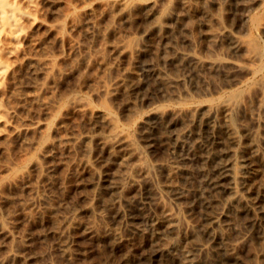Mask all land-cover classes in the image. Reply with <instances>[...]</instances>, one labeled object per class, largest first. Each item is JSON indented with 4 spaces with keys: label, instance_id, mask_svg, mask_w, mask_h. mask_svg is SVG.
Masks as SVG:
<instances>
[{
    "label": "bare ground",
    "instance_id": "1",
    "mask_svg": "<svg viewBox=\"0 0 264 264\" xmlns=\"http://www.w3.org/2000/svg\"><path fill=\"white\" fill-rule=\"evenodd\" d=\"M42 1L44 0H0V138L6 140L9 137L10 139V137L15 134L23 140V142L27 140L29 143L34 140L31 138L29 139L28 136L30 137L31 135L27 136L26 133L32 132L42 134V132L45 131L44 129L54 127L55 136L43 146L42 156L49 159L48 157H53V154L57 151L61 153L64 151L69 152L72 149L74 151L76 147H78V149L80 147L84 153L74 159L72 163V171L87 173L86 177L87 175L89 177H87L88 183L93 188H96L93 197L98 196L101 198V193H105L106 195L111 194L112 196V198L109 199L106 197V199L103 198L102 207L100 208L89 207L88 210L95 214L97 218L96 221L85 222L77 218L75 215L67 214H63L60 218L52 217L53 225L49 230V235L55 239L54 249L59 254L60 258L63 261H73V257L76 258V255L82 253L79 248L73 246V243L76 242L74 235L77 236L78 233L87 237L90 236V238L91 236H96L97 238H109L112 241L111 244L113 249L122 246L123 243H125L124 241L129 239L131 235L140 234L144 238V240H142L143 238L141 239L143 242H140L134 249V246L132 247L130 245L132 250L130 248V250L125 252V254L119 260L115 261L114 264H132L133 260H137L136 264H152V261L156 256L173 251L180 252L176 264H194L196 263L195 261L197 257L203 253L209 257V264H255L244 259L239 251V248L247 243L250 238H254L260 244L259 249L254 252V256H258L264 250V153L262 151L264 137L259 139L260 133L256 127L260 125L262 121L254 111L253 107H251L248 100L224 97L219 102L206 105L205 111H203L204 108H201V111L203 112L197 110L199 113L201 112L197 116L194 115L192 108L186 106L175 108L176 111L174 112L177 114L175 123L180 121L179 123L184 126V134L194 138L193 153L201 165V173L203 175L202 185L194 188V198L188 200L185 206L186 212L189 213L188 217L190 218L185 220H183L182 217L180 219L179 214L170 207L166 200L167 197H172L176 201H179L185 197L184 188L177 183V176L185 170L180 164L181 158L174 155L173 157L164 160L159 165V167L165 172L166 179L163 184L157 183L153 178V174H151L152 170L144 165L145 159L143 151L137 144L136 139L133 138L129 131L120 129L117 116L111 110L100 108L86 97L76 95L68 101L63 110V115L58 123L55 124L54 121L49 120L18 123L16 121V112L14 110L2 108L1 102L5 99L4 97L6 94L14 92V84L17 81L18 71L21 69L23 70L24 68V70L28 69L34 71L33 75L35 77L36 70H38V74H46L48 77L52 73L50 69L53 71L55 69L54 67L57 65L56 62L62 59L61 57V59L58 60V56L51 55L48 50H44L48 45L45 47L42 46L43 48H41V42L39 44L40 38H37L34 35V30H38L37 27L43 23L42 21H44L39 15V13H41L40 9L42 7ZM209 1L214 6V9H211V7L209 8L204 3H199V5L194 7L195 9L193 8L199 24L202 27L201 37L203 39V53L185 49L178 39H172V35H169V37L168 35L162 36L161 38L162 42L158 48L160 49L159 51L162 52V59L165 62L174 63L176 71L168 73L171 69L165 71L163 69L165 68L164 66H157L156 70L158 72L156 74L159 73L161 84L170 88V91L172 92L174 91V86H177L176 84L183 83L182 81L186 75L177 70L185 65L190 66L188 71H191L193 75L198 77L201 76L198 69L200 67L209 66L214 68L213 70H221L220 72H222L224 76H232L230 80L235 81L237 79L235 76L236 71L239 69H245L246 67L233 56L240 49L247 51L244 55L247 60L252 62H260L262 60V54L258 51L255 44L244 41L222 22L220 9L222 6L225 7L229 0ZM50 2H52V0ZM184 2L185 1H183V3ZM180 3H182V1ZM50 5L52 4L50 3ZM138 5L147 7L144 12L146 18H143L147 19V23L145 22V24H143L144 26L140 29V34H142L141 42L145 45V40L151 35V32L154 33V31L160 30L162 28L161 23H164L165 21L162 20L160 23V17L164 16H161L164 6L159 4V2L157 3L155 0H147L144 2L139 0H99L97 2V7L100 6V11H104L106 14L110 15V17L107 18L112 19H110L111 23L106 26L100 25L102 23H100L99 16L102 15V12L100 15V12H95V10H98L95 6V8L92 6L78 9L69 5V13L64 21H56L52 23L44 21L47 23H45V30L47 29L48 32H52L56 41L62 43L61 41L65 38L67 39L66 41L69 43L70 52H75L79 48L84 49L85 56L81 58L82 62L87 63L93 61L98 65V63H101L102 60H104V53L109 55L110 65L108 68L113 69L114 74L111 77H107L104 73L108 70L105 72L101 70L91 76L88 80L89 87L91 88L92 93L100 97L103 96L105 98L121 95L122 99L120 98V101L122 100V104L127 108L129 117L131 114L138 112L136 107L138 105H135V98L140 95V91L139 94L137 93L138 91H135V94H138L136 97L133 94L140 77L137 75V69H135L131 63L133 55L137 51V46H133L131 42L125 41V38L128 37L127 35L129 33H122L120 31L118 21L122 18H129V14L131 15L130 11H132L131 9ZM165 6H167V4ZM112 7L115 8V13L111 12ZM225 8L226 10L229 9L227 6ZM168 9L169 8H167V11ZM222 9L224 10V8ZM180 14L181 12H179V15ZM226 15L229 17L228 14ZM169 16H173L174 18L171 17L173 20L179 19L180 17L178 16V12L170 13ZM169 18L170 17L166 19ZM181 18L183 17L181 16ZM122 23L120 22L121 26ZM179 23L181 24V22ZM258 24L264 27V13ZM65 26L69 27L71 30L73 29V32L77 29L84 30L86 33L96 32L95 34L102 37L100 45L96 49L80 45L75 40H72V38L66 34L67 32H63ZM121 26L120 28H122ZM70 29L69 31H71ZM64 30H66V28ZM170 30L172 29L170 28ZM162 31L165 32V29ZM42 34L39 33V37H41ZM43 35L45 36V33ZM51 38L52 37L47 38V40ZM42 40L43 39H41V41ZM190 40H192L191 37L183 35L181 42L189 43ZM45 41H43V45H45ZM141 47L144 48L143 46ZM217 48L219 50H217ZM147 50V52H150L149 49ZM220 50L227 52L228 57L226 59L219 56ZM79 52L81 53V51ZM69 56L74 59V57H72L73 55H68V57ZM105 57L106 56L104 55V58ZM71 63L74 62L72 61ZM150 66L153 67L152 65ZM96 67L100 68L99 66ZM67 69L69 71V68ZM246 69L254 74L259 73L255 68L246 67ZM48 72L51 73L48 75ZM65 73L67 74V72H61L62 75L60 74V76H63V74L65 75ZM209 75L211 76V74ZM19 78L20 77H18V79ZM35 80L36 79L34 78L33 82H35ZM206 80H208V78ZM33 82L28 85L27 91L24 90L26 91V97L31 100L36 98L39 99V94H42V92L48 88L45 85L40 86ZM203 83H201V85H203ZM21 84L19 86H23V84ZM198 85H200V83ZM257 87L258 105L263 106V84L260 82L257 84ZM182 88L185 90V87ZM175 89L179 90V88ZM15 91H17L16 88ZM165 93L169 94L170 92ZM180 93L178 92V94ZM41 105L44 106L47 113H52L53 109L50 108V101L45 99L42 101ZM238 107L240 112H242L241 116L249 118L248 120H250L251 123H249L250 121H247L249 124L244 122H237L238 124L234 123L232 112ZM128 112H125V114H128ZM236 112L237 111H235V113ZM235 113V117L239 115L238 112L237 115ZM66 114L79 116L86 121L88 120V127L85 128V130H79L77 123L72 120V130L70 133H67L65 124L63 123L66 119V117H64ZM239 116L236 118H239ZM243 119L246 121L245 118ZM174 124H165L163 126L165 133L163 138L164 147L175 153L176 142L179 141L180 135L175 132L173 128ZM103 132L110 133V136L102 134ZM9 134H11V136ZM147 137H149V135ZM11 140H13V138ZM23 142L22 145L25 144ZM90 142L95 144L98 162H103L105 160L115 161L122 167V173L110 177H102L100 174L94 172V166L87 157V154L92 151ZM33 143L35 144V142ZM0 149H4V147ZM28 163L30 166H28L27 169H29V167L34 169L32 167L39 168L41 166V162L38 159H33ZM56 167L57 164L55 163L49 164L47 166L48 173L54 171ZM27 169L21 171L18 174V177L21 178L26 176L29 171ZM28 175L30 176V173H28ZM83 177H85V175ZM14 180L12 181L13 183L15 182ZM17 180L18 179H16V182ZM128 186L134 188V191L131 193L125 192V189ZM27 189L30 195L40 192V190L33 187H28ZM105 194L102 196H105ZM84 198L88 200L90 195L86 194ZM122 200L127 204V207L123 208L120 205ZM17 210L22 214L24 219L34 220L40 218L42 214L45 216V210L43 208L34 209L33 203L27 205L21 204ZM111 211H114V214L119 215L117 225H111L109 220L108 222L106 220L107 215L110 214ZM241 215L246 216V219L243 222L239 219ZM49 217H51L50 214ZM18 218L20 217L18 216ZM123 224L126 226V232H123L121 229ZM0 234L3 238L9 240L15 238L10 229L3 223H0ZM20 238L22 246H25L29 234L25 232ZM140 238L141 237H139V239ZM79 241L76 242L78 243L77 245H79ZM133 242L135 243V241ZM126 244L127 243H125V246ZM84 252L87 251H83V253ZM22 255L20 251L10 253L5 257L0 258V264H3L8 258H12L13 260L14 258H19L23 261L26 260ZM49 255V252H41L39 254L36 253V255L34 254V257L36 259L37 257H41V264H58L55 261L50 260ZM70 261L69 264H71Z\"/></svg>",
    "mask_w": 264,
    "mask_h": 264
},
{
    "label": "rangeland",
    "instance_id": "2",
    "mask_svg": "<svg viewBox=\"0 0 264 264\" xmlns=\"http://www.w3.org/2000/svg\"><path fill=\"white\" fill-rule=\"evenodd\" d=\"M50 1L51 0L42 1L43 8L41 7L40 9V12L42 14L39 13L40 18L48 23H52L56 21H64L69 13L68 10L69 5L78 9L95 6L98 9L95 10V12H100L99 15L102 12L103 15V17L102 15H100L101 17L99 16L100 23H102L100 25L106 26L107 24L109 25L111 23L112 19L110 18L111 19L110 20L109 18H107L110 17V15L106 14L102 10L100 11L101 9L100 6L97 7V2L99 0H52V2ZM139 1L144 2L147 0H139ZM155 1H157V3L159 2V4H162L164 6L163 13L161 14V16L164 15L167 17L162 16L163 19L162 17H160L161 19L160 23L162 22V20L163 21L165 20L166 23L165 21L164 23H161L162 28L160 30H156L154 31V33L151 32V35H149L148 38L145 40L144 43L145 45H143V42H141L142 34H140L141 33L140 29L144 26L143 24H145V22L147 23L146 21L147 19H143L146 18L144 12L147 9V7L138 5L135 7L137 11L133 7L131 9L132 11H130L131 15L129 14L130 19L122 18L121 19L122 21L121 20L118 21L120 31L122 33L123 32L129 33L127 35L128 37L125 38V41H129L133 46H137V51L133 55L134 59L132 58L131 63L134 66V68L137 69L136 72L138 71L137 75L138 77H140V79L138 77L137 78L139 79V81L141 80L140 82L138 81V85L133 92L134 96L136 97L140 91V95H138L135 98V101L137 102V103L135 102V105L136 104L138 105L136 106L138 112L131 114L129 117V112L127 108H125V106L122 104L121 102L122 100L120 101V98L122 99L121 95L104 98L103 96L100 97L92 93L88 81L91 78V76L95 75L101 70H103L104 72L108 70L107 72L104 73L107 77H111L114 74V70L108 68L110 65V57L108 54L104 53L106 57L104 58L103 55V59L105 61L102 60V62L98 63V65H96L97 63H94L93 61H89L87 63L82 62L81 58L85 56L84 49L83 48H79L80 50L77 49L75 51L77 53L70 52L69 43L68 41H66L67 39L65 38L63 41H61L62 43L56 41L54 34L50 31L48 32L47 29L45 30L46 22L44 21H42L43 23L39 25L40 28L39 26L37 27L38 30H34V35L35 37L40 38L39 44L41 42L40 44L41 48L48 45L44 48V50L45 49L48 50L51 55L58 56V60H60L61 57L62 59L56 62L58 66L56 65V67H54L55 69L53 68L54 72L52 71V69H50L52 73L48 72L47 73L48 75L51 73L50 74L51 76L49 75L48 77L46 74H45L46 76L43 75L42 73H41L42 75L40 73L38 74L37 73L38 70H36L37 72L35 71L36 72L35 77L33 75L34 71H30L28 69H27L28 71L24 70L25 68L23 69L24 72L22 69L18 71L19 73L17 72V75L20 78L18 79L17 77V81L19 82V84L16 81V83L14 84V92L8 93L9 95L6 94V96L4 97L5 99H3V101L1 102V106L4 109L14 110L16 112V121L18 123H23V122L30 123L37 120H49V121H54V123L56 124L63 115L64 112L63 110L67 105L68 101L76 95H82L86 97L92 103H94L100 108L111 110L117 116L120 129H125L129 131L132 134L133 138L136 139L137 144L139 145L140 149L143 151V155L145 159L144 165L152 170L151 174H153V178L156 180L157 183L163 184L166 179L165 172L159 167V165L164 160L171 158L174 155L179 156L181 158L180 164L185 170H183L184 172L180 173L177 176V183L184 188L185 197L184 199L179 201H176L172 197H167L166 200L168 201L170 207L179 214L180 219L182 217L183 220H185V219H190L188 217L189 213L186 212L185 206L188 200L194 198V194H195L194 188L202 185L203 175L201 173V165L197 157L193 153L194 138L184 134V129H183L184 126L181 123H179L180 121L179 122L177 121L175 123L177 117V114H175L174 112L176 111L175 108H180L185 106L192 108L194 115L197 116L201 112L205 111L206 105L219 102L224 97H234L238 100L239 99L248 100L251 107H253L254 111L257 113V115L260 117L262 121V123L256 127V129L260 133L259 139L261 137H264V96H263L264 94L263 92L264 91V27L258 24L262 19L264 13V0H229V2L225 5V7L227 6V8L229 9L226 10V8L223 6L220 9L222 14L221 19L224 25L229 27L233 32H235V34L241 37L244 41L255 44L258 51L262 54V60L260 62L257 61L258 63L256 61L252 62L250 60H247L244 56L247 53V51L244 49H240L236 54H234L233 55L234 58L242 62L246 67L255 68L256 70L259 71V73L254 74L245 67V69L237 70L235 73L237 79L235 81L234 80L231 81L230 79L232 76H224V74L220 72L221 70L218 69L213 70L214 68L209 66H204L200 68L198 67L199 68L198 70L201 75L198 77L196 75H193L191 71H188L190 69V66L185 65L184 67H180L177 70L179 72L185 73L186 76H184L182 84L178 83L179 86L178 84H176L178 87L174 86L175 88H179V90L174 88L175 92L170 91V88H168L167 86H163L160 82L159 73L156 74L158 72L156 70L157 66L160 67L164 66L165 68L163 67L162 68L165 71L171 69L172 71L170 70L168 71V73L176 71L174 63L165 62L162 59V52L159 51L160 49L158 48V46H160L162 42L161 38L162 36L168 35L169 37V35L170 36L172 35L171 36L173 37L172 39L173 40L178 39V41L181 44H183L185 49L193 50L198 53H203L204 51L203 39L201 37L202 27L199 24L198 18L194 11L195 9L194 7L199 5V3L200 4L204 3L209 8L211 7V9H214V6L211 4L209 0H176V1L170 0L171 2L169 0H155ZM179 1L180 2L182 1V3L183 1H185L183 4H185L186 2L187 3L183 5ZM49 2L52 5H50ZM164 4L165 5L167 4V6H165ZM166 7L169 8L168 9L169 12L167 11ZM112 8H111L112 10L111 12L115 13V8L114 9ZM222 8H224V10ZM174 12H178V16H180L179 19L173 20L174 17L169 16L170 13H174ZM179 12H181L180 15ZM226 14H228L229 17H227ZM181 16L183 18H181ZM168 17L170 18L173 17V18L166 19ZM120 22L121 23L123 22L122 26L120 25ZM179 22H181V24ZM162 25L165 27H163ZM42 26L44 27V29ZM120 26L123 29L120 28ZM65 28L66 30H64ZM163 28L165 29V32L162 31L164 30ZM170 28L172 30H170ZM64 29L63 32L64 31L65 33L67 32L66 34L69 37H71L72 40H75L82 46H87L91 49H96L101 43L102 37L99 36L98 34H95L96 32L86 33L84 32V30L81 29L74 30L73 32V29L71 30L67 26H65ZM69 29L71 31H69ZM42 32L43 34L45 33V36L42 34ZM155 32L157 35L155 34ZM168 32H170L171 34ZM39 33L42 34V36L40 35L41 37H39ZM174 34L176 35L178 34L180 37ZM181 34L191 37L192 40H190L189 43L183 41L181 42V39L183 37V35ZM48 35L52 38L47 40V38H50ZM152 35L155 36L153 37ZM43 36L45 37V39ZM41 39L43 40L41 41ZM43 41H45L44 42L45 45L42 44ZM141 46H143L144 48H142ZM147 49H149L150 52H147L148 51ZM217 50L219 49L217 48ZM79 51H81V53ZM223 51L224 50L219 51L220 52L219 56L221 58L226 59L228 57V54L227 52L225 51L223 52ZM68 55L71 56L73 55L72 57H74V59L71 58L70 56L68 57ZM67 58L68 59L71 58V59L68 60ZM72 61L74 63H71ZM156 61L158 64L156 63ZM246 62L247 63L250 62V63L247 64ZM150 65H152L154 68L151 67ZM96 66H99L100 68H97ZM70 67H74V68H70ZM67 68H69V71ZM61 72L63 73L67 72V74L65 73L66 76L64 74L63 76H60ZM209 74H211V76ZM202 77L205 78L203 79ZM206 77L208 78V80H206L207 79ZM34 78L36 79L35 82H33ZM53 79L54 81L52 82ZM20 82L23 84V86H19L21 84ZM32 82L37 83L40 86L45 85L49 88V90L47 88V90H45L47 92L41 91L42 94L41 93H40L41 95L39 94V99L36 98L37 100L36 99L31 100L26 97L25 93L28 89V85L32 84ZM260 82L263 84V90H262L263 106L258 105L259 103L257 101V94H258L257 84ZM196 83L198 84L200 83V85ZM201 83H203V85H201ZM182 87H185L186 91ZM15 88L17 91H15ZM135 91H138L137 95L135 94ZM164 91L167 93L170 92L174 94H170V93L166 94ZM178 92L181 93L178 94ZM45 99L51 102L50 108L53 109V111L50 114L47 113L44 109V106L41 105L42 101H44ZM109 99L112 101H110ZM201 108H204V110L201 111L202 110ZM195 110L196 111L200 110L201 112L199 113L198 111L196 112ZM238 110L239 107L235 109L234 112H232L233 113L232 116L234 117L232 119H234L233 120L234 123L235 124H238L239 122L248 123L250 121L248 120L249 118H246L244 116L242 117L241 116L242 112ZM235 111H237L240 116L237 115L238 113L237 112L235 113ZM125 112H128V114L127 113L125 114ZM234 113L237 116H239V118H236L237 116L235 117ZM64 117H66V119L64 118L65 120L63 123L65 124L67 133H70L72 130V123H71L72 120H74L77 123L79 130H85V128L88 127V123H89L88 120L86 121L85 119L79 116H72L70 114H66L64 115ZM243 118H245L246 121H244ZM249 123H251V121ZM165 124H174L173 128L175 132L180 135L179 141L176 142L175 153L170 151V149L168 150L167 148L164 147L163 137L165 136V133L163 126ZM44 130L45 131L42 132V134L32 133V132L26 133L27 136L31 135L30 137L28 136L29 139L31 138L32 140H34L29 143L27 140L23 142V140H21L15 134H13L14 137L11 136V134H9L13 138V140H11L12 139L11 137L9 139L8 136L6 137H8L9 140L8 139L5 140L4 138H2L3 139L2 140L0 138L1 139L0 148L4 147V149H0V223H3L7 228H9L12 234L15 236L14 239L9 240L3 238V236L0 234L1 235L0 258H3L10 253H15L20 251L21 255L23 254L22 256L27 260V261L26 260L23 261L22 259L19 258H14L13 260L12 258L11 259L8 258L5 260V262L6 261L7 262L6 263L4 262L3 264H41V257L40 258L37 257L38 260L34 257V254L36 255V253L39 254L41 252H49L50 260L55 261L58 264H69L70 260L63 261L60 258L59 254L54 249L55 239L51 235H49V230L53 225L52 217L54 216L53 218L56 217L60 218L61 216H63V214H67V215H75L77 218L85 222L96 221L97 218L94 213L88 210L89 207L91 206L95 208H100L102 207L103 198L105 197L108 199L112 198L111 194L106 195L105 193H101L100 196L101 198H99L98 196L93 197V195L96 192V188H93L88 183L87 179L89 177L88 175H87L88 178L86 177L87 173H79L72 171V163L74 159L81 156L84 153L80 147L79 149L78 147H76L74 151L72 149L69 152L64 151L61 153L57 151L55 154H53V157L49 156L48 157L49 159H47V157H43L42 156L43 146L47 143V141L54 138L55 136L54 127L46 128ZM102 134L106 136H110V133L108 132L106 133L103 132ZM146 135L147 136L149 135V137H147ZM20 141H22L27 145L25 144L22 145V142ZM33 142H35V144ZM90 147L92 151L91 153L87 154V157L90 159L91 163L94 166L93 168L94 172L100 174L102 177H110L122 173V167L119 165V163L115 161L107 160L108 161L107 162L105 160L103 162H98L96 157L97 149L95 147V144L93 142L92 143L90 142ZM262 151L264 153L263 144H262ZM33 159H38L41 162L42 169L41 166L39 168L32 167L34 169H31V167H29V169H27V167L30 166L28 162H30ZM109 161L112 162L110 163ZM54 163L57 164L56 169L57 168L58 169L57 170L55 169L54 171L48 173L47 166L49 164H54ZM26 169L29 170L28 173H30V176L27 173L26 176L24 177L21 178L18 177V174ZM84 175L85 177H83ZM11 179L13 180L15 179L14 180L15 182L13 183L12 182L13 180ZM16 179H18L19 181L17 180L16 182ZM28 187H33L35 189H38L40 190V192L37 194L35 193L34 195H30L27 189ZM133 191L134 188H130L129 186L125 189V192L131 193ZM86 194L90 195V198L88 200L84 198ZM103 194H105V196H102ZM31 203L34 204V209L43 208L45 210L44 211L45 216L42 214V216L38 218L39 220L38 219L30 220L26 218L24 219V217L22 216L21 213H19L17 208L19 209V206L21 204L27 205ZM120 205L123 208L127 207V204L123 200L120 202ZM49 214L51 217H49ZM18 216L20 218H18ZM118 216L119 215L114 214V211H111V213L107 215L106 220L107 222L109 220V223L111 225H117L119 218ZM241 216H240L241 218L239 217V219H241V221L243 222L246 219V216L244 215ZM15 218L17 219V221ZM125 227L126 226L123 224L121 228L123 232L124 231L126 232ZM25 232L29 234V238L27 240L28 244L26 243L25 246H22L20 237ZM78 235L77 236L74 235V237L76 242L80 240L79 245H77L78 243L74 242L73 246L79 248L80 252L82 253L83 251H87V252H84L83 254L80 253L81 255L78 254L79 256L76 255L77 256V257L75 256L76 258L73 257L74 260L70 261L71 264H114L115 261L119 260L125 254V252L130 250V248L132 250L133 246H134L133 249L136 248L137 245H139V243L143 242L142 240H144L142 235L133 234V236L131 235L129 239L124 241L125 243H127L126 246L125 243H123L122 246L113 249L111 244L112 241L109 238L106 237L97 238L96 236L94 237L91 236L90 238V236L87 237L80 233H78ZM136 235H138L141 238L139 239V237ZM131 239L135 241V243ZM97 241L100 243H98ZM131 242L133 245L131 244ZM245 244H243L239 248L242 257L255 264H264V250L258 256L253 255L254 252L257 251V249H259L260 244L254 238H250ZM83 247H85L86 249ZM167 254L169 257L167 256ZM167 254L163 253L161 255L156 256L155 259H153L154 263L152 261V264L155 263L176 264L177 258L180 256V252L173 251V252H168ZM203 254L202 255L200 254V256L197 257L195 261L196 263L194 264H201V262L202 264L210 263L209 257L206 254L204 255ZM134 262L136 264L137 260H133L132 264H134Z\"/></svg>",
    "mask_w": 264,
    "mask_h": 264
}]
</instances>
